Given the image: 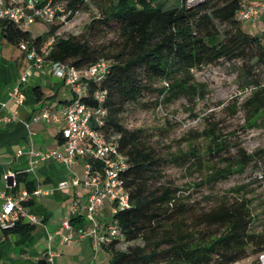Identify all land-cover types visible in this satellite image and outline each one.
I'll return each mask as SVG.
<instances>
[{"label":"trees","instance_id":"trees-1","mask_svg":"<svg viewBox=\"0 0 264 264\" xmlns=\"http://www.w3.org/2000/svg\"><path fill=\"white\" fill-rule=\"evenodd\" d=\"M62 1L80 11L88 0ZM244 2L248 0H176L173 5L162 0H105L98 16L79 34L67 37L57 34L61 25H51L44 34L32 36L10 21L0 22V39L5 45L18 48L24 41L39 48L52 37L43 58L46 66L63 62L83 69L101 59L110 63L99 83L88 82L89 97L83 101L106 110L103 125L92 121V128L106 138L119 136L117 146L127 164L120 176L129 207L114 214L112 220L123 235L122 241L141 244L120 250L118 239L103 246L108 264H235L264 254V230L258 232L254 227L250 200L235 197L199 208L183 201L181 189L166 179L164 171L169 163L187 166L190 162L188 166L199 171L210 163L211 173L193 186L211 185L243 174L250 166L257 167L259 159L264 161V149L247 154L240 143L231 144L213 128L203 151L193 148L166 158L153 146L149 132L127 129L122 122L126 106L147 94H156L163 103L203 99L204 86L195 82L192 70L240 62L238 76L250 87L243 103L246 124H264V33L250 34L235 19ZM108 32L112 38L102 40ZM19 58H26L25 53ZM96 91L105 92L101 104L91 97ZM33 93L41 99L39 87ZM261 173L264 179V171ZM16 183L13 193L21 185L29 193L34 191L25 173L16 174ZM31 204L29 199L23 202L24 207ZM74 221L70 219V223ZM28 229V224L18 222L9 232Z\"/></svg>","mask_w":264,"mask_h":264},{"label":"built area","instance_id":"built-area-1","mask_svg":"<svg viewBox=\"0 0 264 264\" xmlns=\"http://www.w3.org/2000/svg\"><path fill=\"white\" fill-rule=\"evenodd\" d=\"M79 12L68 8L66 2L62 0H0V22L10 21L20 30H27L36 23L46 26H62L70 22ZM262 16H264V0H258L256 3H242L235 14V19L256 22ZM52 43V37L39 48L21 41L18 49L25 53L26 59L31 62L35 71H41L47 67L51 75L67 85L70 99L60 110L64 120V126L60 131L61 146L45 152H34L32 147H29L26 152L17 151L16 156L27 154L34 163L53 159L68 170L77 161H81L82 175L79 177L73 172L69 182H60L57 186L60 189L76 186L88 189L86 203L82 205L77 201H72L69 211L73 216L85 214L89 218L90 225L77 234H73L69 219L64 218L60 227L52 234H48V240L56 236L62 244L71 245L76 239L86 238L90 240L96 254L103 246L114 240L123 239L112 216L129 207L128 193L120 176L121 172L127 168V164L125 156L117 146L119 136L106 138L102 132L92 128V121L97 126L103 125L107 113L105 109L89 107L83 101L89 97L88 82L99 83L107 74L110 63L101 59L83 69H77L63 62H53L46 66L43 58L48 54ZM27 80L28 74H22L19 82L10 89V98L17 105L21 104L24 99L22 84ZM91 97L101 104L105 100V92L96 91ZM35 119L46 122H58L59 120L56 114H51L48 110L38 113ZM3 181L5 186L3 189L0 188V231L6 234L18 222L38 223L37 218L27 212L23 202L30 199L32 195H39L41 190L36 189L29 193L23 189L16 195L8 194L7 189L12 190L16 187V174L6 172L3 175ZM107 203L110 205V219L105 223H100L97 215ZM55 256L56 253L49 248L47 251L49 264H56Z\"/></svg>","mask_w":264,"mask_h":264},{"label":"rangeland","instance_id":"rangeland-1","mask_svg":"<svg viewBox=\"0 0 264 264\" xmlns=\"http://www.w3.org/2000/svg\"><path fill=\"white\" fill-rule=\"evenodd\" d=\"M166 5L175 4L176 0H162ZM105 0H88L86 6L57 31L62 37L79 34L92 17L99 15L100 7ZM241 28L250 34L264 33V16L256 22L241 21ZM49 26L33 24L28 29L32 35L45 33ZM112 38L108 32L102 40ZM15 54L21 55L17 47L5 45ZM240 62L234 65L220 62L192 70L195 82L204 86L203 99H196L193 103L185 98L173 102L163 103L156 94H147L135 104H128L122 115L123 125L127 129L142 128L152 136L153 146L163 157L171 158L180 153H186L197 148L203 151L209 142L211 129L227 137L231 144L240 143L247 154L264 149V124L248 126L244 101L250 95V87L246 86L238 76ZM238 100L234 105L235 100ZM235 107V111L233 109ZM234 149H231V154ZM257 167H248L243 174H235L225 181L215 184L193 186L203 182L211 173L212 165L207 164L203 171L182 163H169L164 171L167 180L181 189L183 201L196 205L199 208H208L219 201L245 197L251 201L250 209L254 216V227L260 232L264 230V161L259 159ZM221 167L224 165L221 164ZM141 244L126 243L121 240L117 246L124 250L129 245ZM97 260L94 264H108L109 256L102 250L97 251ZM264 254L251 255L235 264H261ZM92 262V263H91ZM93 264L91 260L89 262Z\"/></svg>","mask_w":264,"mask_h":264},{"label":"crops","instance_id":"crops-1","mask_svg":"<svg viewBox=\"0 0 264 264\" xmlns=\"http://www.w3.org/2000/svg\"><path fill=\"white\" fill-rule=\"evenodd\" d=\"M257 1L248 0V3ZM19 56L6 48L0 39V188L5 186L3 175L6 172L25 173L26 180L31 182L34 190L39 189L41 193L32 195L29 199L31 206L25 207L28 213L37 218L38 223L24 222L29 226L24 232L5 234L0 231V264H49V248L56 253V264H90L91 260L94 264L97 254L89 239H76L71 245L62 244L56 236L48 240V234L58 229L64 218L75 220L71 223L73 234L90 225L85 214L73 216L69 211L72 201L82 205L86 203L88 189L79 186L60 189L57 186L60 182H69L73 172L79 177L82 175L81 161H77L68 170L53 159L34 163L27 154L16 156L17 151L26 152L29 147L34 152H45L61 146L62 140L58 136L64 120L60 110L70 99L67 85L51 75L47 67L35 71L31 62ZM24 73L28 74L27 82L22 84L24 99L17 105L10 98L9 92ZM35 87L40 89V100L33 93ZM43 110L56 114L58 122L36 120L35 116ZM23 189L21 185L14 193L11 189L6 191L16 195ZM109 219L110 205L107 203L97 215V220L105 223ZM100 250L107 254L104 249Z\"/></svg>","mask_w":264,"mask_h":264},{"label":"bare ground","instance_id":"bare-ground-1","mask_svg":"<svg viewBox=\"0 0 264 264\" xmlns=\"http://www.w3.org/2000/svg\"><path fill=\"white\" fill-rule=\"evenodd\" d=\"M261 264H264V256L261 257Z\"/></svg>","mask_w":264,"mask_h":264}]
</instances>
